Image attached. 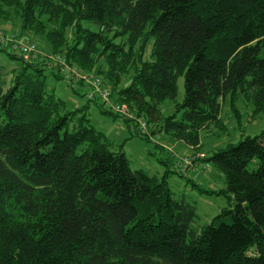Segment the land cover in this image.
<instances>
[{
  "label": "trees",
  "instance_id": "1",
  "mask_svg": "<svg viewBox=\"0 0 264 264\" xmlns=\"http://www.w3.org/2000/svg\"><path fill=\"white\" fill-rule=\"evenodd\" d=\"M8 24L46 48L30 61L9 54L21 64L7 86L0 67V264H264V128L204 157L223 175L214 194L227 206L196 228L167 170H133L91 125L99 99L69 107L43 70L81 85L50 59L60 56L147 126L158 114L150 137L196 146L220 123V101L238 94L264 113V0H0L7 35ZM131 133L150 140L134 122Z\"/></svg>",
  "mask_w": 264,
  "mask_h": 264
},
{
  "label": "rangeland",
  "instance_id": "2",
  "mask_svg": "<svg viewBox=\"0 0 264 264\" xmlns=\"http://www.w3.org/2000/svg\"><path fill=\"white\" fill-rule=\"evenodd\" d=\"M8 27L10 33L15 31L11 25L8 24ZM3 28L1 26L0 29ZM17 37L18 43L34 42L37 50H40L41 53L44 47L46 48V43L40 37L33 39L24 36ZM6 52H0V67L3 69L2 77L5 86L10 83L11 71L18 69L21 64L19 60L12 59L9 56V54L18 56L16 51L13 52L7 48ZM71 68L74 71L76 70L74 67ZM43 70L48 91H52L71 108H78L87 104L85 94L88 89L84 83L68 86L63 78H59L47 66H44ZM122 83H124V80L120 82V84ZM177 87L176 102L180 103L184 92L182 78L178 79ZM220 105V123H212L206 129L201 130L198 145L189 147L182 142H170L167 139L165 140L164 137L158 136L159 139L156 137L158 133L155 127H157L158 114H153L154 118H151L148 125L150 132L156 133L154 137H150L149 134L150 140L131 133L134 121L125 123L120 115L115 118L105 113L104 111L108 110L103 109L102 105L90 103L87 115L91 125L97 131L106 135L107 139L113 144V149L123 152L133 170H143L148 175L155 176L158 179L166 170L168 171L167 182L173 198L176 200L184 198L190 205L195 206L196 217L192 226L198 228L209 223L213 217L220 213L222 208L227 206L223 196L214 194L215 191L223 188V175L211 163H204V157L208 156L213 150L221 148L225 143H236L242 138L257 136L264 128V113L254 112L252 105L247 103L240 95L235 96L233 103L227 99L225 102L220 101ZM161 109V113L164 115L165 112L170 113L173 106L167 104ZM155 144L163 149L156 148ZM199 148L201 149L198 150ZM191 150H194L195 153L191 154ZM185 154L191 155L194 159L193 169L187 171L185 176L177 175L173 162L171 166H165L160 162L161 159L171 160L172 155L184 157Z\"/></svg>",
  "mask_w": 264,
  "mask_h": 264
},
{
  "label": "built area",
  "instance_id": "3",
  "mask_svg": "<svg viewBox=\"0 0 264 264\" xmlns=\"http://www.w3.org/2000/svg\"><path fill=\"white\" fill-rule=\"evenodd\" d=\"M4 34L3 30L0 29V45H8L13 52H17L18 56L24 61H30L32 57L37 56L39 50L34 42L25 41L23 43H18L17 38L12 33ZM52 62L57 63L61 67V72L65 75L69 82L77 83L81 82L87 86V93L85 97L87 100H92L98 98L103 109H108L115 114H119L126 119H131L137 125L140 134L149 136L148 126L143 119L134 118L128 113L127 108L124 105H120L111 100V88L108 85H104L102 80L86 71L78 70L75 71L68 66L65 60L60 56L50 57ZM203 157V156H202ZM193 157L191 155L185 154L184 157L175 156L174 169L181 176H185L187 171L193 169ZM192 167V168H191Z\"/></svg>",
  "mask_w": 264,
  "mask_h": 264
},
{
  "label": "crops",
  "instance_id": "4",
  "mask_svg": "<svg viewBox=\"0 0 264 264\" xmlns=\"http://www.w3.org/2000/svg\"><path fill=\"white\" fill-rule=\"evenodd\" d=\"M163 138V137H162ZM166 140V139H165ZM171 142V141H170Z\"/></svg>",
  "mask_w": 264,
  "mask_h": 264
}]
</instances>
